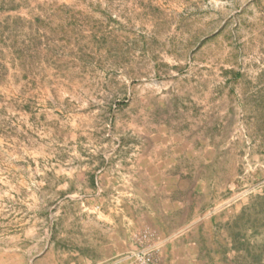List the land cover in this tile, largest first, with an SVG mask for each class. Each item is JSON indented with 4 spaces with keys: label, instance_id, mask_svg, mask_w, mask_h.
Wrapping results in <instances>:
<instances>
[{
    "label": "rangeland",
    "instance_id": "1",
    "mask_svg": "<svg viewBox=\"0 0 264 264\" xmlns=\"http://www.w3.org/2000/svg\"><path fill=\"white\" fill-rule=\"evenodd\" d=\"M141 255L264 264V0H0V264Z\"/></svg>",
    "mask_w": 264,
    "mask_h": 264
},
{
    "label": "crops",
    "instance_id": "2",
    "mask_svg": "<svg viewBox=\"0 0 264 264\" xmlns=\"http://www.w3.org/2000/svg\"><path fill=\"white\" fill-rule=\"evenodd\" d=\"M149 192V193H148ZM146 192V198H143L138 195V193L130 192L128 193V198H123L124 203H128L131 206V212L135 214H131L128 219V222H133L134 218H138L148 222L151 226V215H147V213H158L159 219H166L170 221L172 224L176 222L178 228H186L188 225H191L192 221L183 220L182 223L179 222V213H182L183 206L187 201L183 200L181 197L177 195V189L169 188L167 185L164 187H159V189L151 188ZM122 196L125 193H121ZM137 205H135V203ZM146 211V214L142 212ZM187 222V223H186ZM155 226V225H154Z\"/></svg>",
    "mask_w": 264,
    "mask_h": 264
},
{
    "label": "built area",
    "instance_id": "3",
    "mask_svg": "<svg viewBox=\"0 0 264 264\" xmlns=\"http://www.w3.org/2000/svg\"><path fill=\"white\" fill-rule=\"evenodd\" d=\"M138 259H139L141 264H150L151 263L150 256L141 255ZM137 264H139V263H137Z\"/></svg>",
    "mask_w": 264,
    "mask_h": 264
}]
</instances>
